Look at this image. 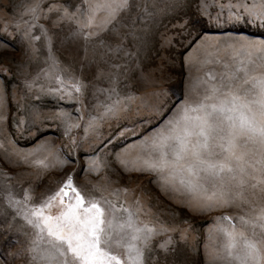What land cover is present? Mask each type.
I'll return each mask as SVG.
<instances>
[{"label":"rangeland","instance_id":"obj_1","mask_svg":"<svg viewBox=\"0 0 264 264\" xmlns=\"http://www.w3.org/2000/svg\"><path fill=\"white\" fill-rule=\"evenodd\" d=\"M34 2L0 0V264H27L24 250L32 232L8 204L9 195L23 200L28 190L30 203L39 204L69 174L85 196H103L118 208L122 204L135 212L139 198L140 221L158 232L146 264H230L213 217L242 215L241 209L190 211L186 193L162 187L154 173L135 166L148 152L142 137L159 127L185 95L193 99L202 93L207 72L222 70L214 61L228 59L231 50L225 45L239 35L229 30H264L228 23L229 9L218 5L237 0H129L114 27L86 41L73 22L54 23L62 9L48 11L49 5H63L72 12L84 0H39L43 11L33 22L25 9ZM201 2L209 5L211 17L220 14L222 23L202 15ZM77 81L79 93L72 87ZM161 91L170 109L164 118L150 107ZM117 99L128 105L126 112L119 118L104 114L105 105ZM61 112L77 125L67 135L64 120L55 118ZM92 117L97 119L89 126ZM124 129L133 131L119 135ZM94 159L100 162L97 170L91 167ZM161 226L168 230L160 231ZM164 241H170L166 251L159 247Z\"/></svg>","mask_w":264,"mask_h":264},{"label":"snow or ice","instance_id":"obj_2","mask_svg":"<svg viewBox=\"0 0 264 264\" xmlns=\"http://www.w3.org/2000/svg\"><path fill=\"white\" fill-rule=\"evenodd\" d=\"M218 6L229 9L228 23H247L264 30V0H237L234 5ZM54 7L63 10L54 23L63 19L73 22L87 41L114 27L120 13L130 4L129 0H84L83 6L75 5L72 12L63 5H49L48 11ZM208 7L201 2V14L209 16L211 22L222 23L220 14L211 17ZM233 8L237 11L233 12ZM25 10L33 22L40 19L43 11L39 0ZM39 27L46 33L43 25ZM225 49L231 50L228 59L217 57L214 61L222 65V70L207 72V78L201 82L203 92L193 99L185 95L171 115H167V93H154L156 100L151 111L156 117L167 118L142 137L140 143L148 152L137 157L135 170L154 173L162 187L186 193L190 211L241 209L242 215L224 213L213 217L216 230L225 238V257L230 264H264V38L239 34ZM56 80L64 88L59 76ZM72 87L77 93L81 91L78 81ZM67 94L69 99L73 98L70 91ZM60 99H64L63 94ZM127 108L117 99L105 105L104 114L119 118ZM55 118L64 120L65 135L77 126L68 123L66 113ZM96 119L92 117L89 126ZM131 131L124 129L119 135ZM119 156L118 153V160ZM119 162L128 170L126 161ZM91 167H100L98 159L92 161ZM30 200L28 190L23 200H14L10 195L7 198L15 215L21 216L32 229L24 250L27 264H146L152 238L158 232L155 226L140 221L139 198L135 212L122 204L118 208L103 196H85L69 174L39 204ZM236 221L241 228L237 229ZM169 242H161L159 247L166 251Z\"/></svg>","mask_w":264,"mask_h":264},{"label":"trees","instance_id":"obj_3","mask_svg":"<svg viewBox=\"0 0 264 264\" xmlns=\"http://www.w3.org/2000/svg\"><path fill=\"white\" fill-rule=\"evenodd\" d=\"M229 32L235 33V34H246L249 36H255V37H260V38H264V33L262 32H258V31H253L249 28H235V29H231L229 30Z\"/></svg>","mask_w":264,"mask_h":264}]
</instances>
